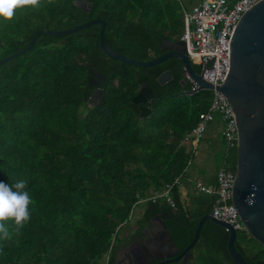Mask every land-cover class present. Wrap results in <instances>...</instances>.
<instances>
[{
    "label": "trees",
    "instance_id": "obj_1",
    "mask_svg": "<svg viewBox=\"0 0 264 264\" xmlns=\"http://www.w3.org/2000/svg\"><path fill=\"white\" fill-rule=\"evenodd\" d=\"M88 1L89 11L74 0H40L15 7L11 19L0 16V57L25 46L39 29H64L93 17L105 20L111 48L140 60L160 55L162 40L177 39L184 29L178 0ZM99 27L40 34L28 50L0 64V181L25 180L32 201L19 234L12 231L14 221L6 222L10 238L0 239V264H111L119 229L141 199L145 220L165 213L183 249L216 200L198 192L186 204L174 182L194 153L182 137L208 109L211 91L191 92L178 57L149 66L110 57ZM191 65L200 71L198 62ZM166 69L172 79L159 83ZM95 70L106 75L99 85L103 97L88 105ZM143 83L154 97L151 111L139 117L132 97ZM225 146L220 166L234 171L236 145ZM167 183L174 206L164 197L149 198ZM224 234L205 219L190 264H234ZM235 245L248 264H264V245L245 230L237 231Z\"/></svg>",
    "mask_w": 264,
    "mask_h": 264
},
{
    "label": "water",
    "instance_id": "obj_2",
    "mask_svg": "<svg viewBox=\"0 0 264 264\" xmlns=\"http://www.w3.org/2000/svg\"><path fill=\"white\" fill-rule=\"evenodd\" d=\"M75 5L89 11L91 2L88 0H74ZM99 23V41L104 52L112 58L139 66H149L159 63L168 57H178L182 61L183 72H187L199 85V89H211L212 83L206 81L196 72L186 53L182 39L165 38L161 42L162 53L152 59L140 60L115 51L105 40V20L93 17L75 26L64 29H39L22 48L0 57V64L18 56L28 50L40 34L64 36L85 26ZM228 72L222 82L216 86L225 97L229 110L234 118L236 132V165L235 177L231 183V201L238 211L246 233L264 245V0H258L243 12L231 35L230 53L228 58ZM106 75L95 70L93 84L88 105L99 104L103 97L100 85ZM172 79L170 69L162 71L157 76L159 83ZM185 83V78L183 82ZM154 92L148 83L140 85L132 101L138 105L139 117L151 111V100ZM165 213H157L153 218L159 219L163 232L169 234L162 218ZM211 219L225 229L227 238L226 252L231 256L234 264H248L240 251L236 249L237 231L228 222L213 216L210 211L200 217L195 227L192 239L176 257L159 256L155 264L182 258L185 261L191 256L190 249L199 238L205 219ZM175 245L174 241H171ZM178 248L176 249V253ZM172 253H168L170 255Z\"/></svg>",
    "mask_w": 264,
    "mask_h": 264
},
{
    "label": "built area",
    "instance_id": "obj_3",
    "mask_svg": "<svg viewBox=\"0 0 264 264\" xmlns=\"http://www.w3.org/2000/svg\"><path fill=\"white\" fill-rule=\"evenodd\" d=\"M258 0H199L184 11V30L180 39L184 41L186 53L190 60L199 63L198 72L208 82L212 83L210 104L206 111L199 113L197 123L182 137V141L191 143L193 150L199 145L207 128V123L214 114L222 121L221 134L228 146L236 144L234 118L229 110L225 97L216 88L228 72L230 40L235 25L244 11ZM184 76L191 82V92L199 89L198 83L187 73ZM189 161L188 164H190ZM216 185L209 186L196 182L199 191L214 193L216 200L210 213L222 219L236 230H244L238 211L231 201V183L235 171L220 166L217 168ZM180 177L174 182L179 183ZM170 183L165 184L161 191H155L149 198L155 200L164 197L171 206L174 202L169 195ZM142 200V199H141Z\"/></svg>",
    "mask_w": 264,
    "mask_h": 264
},
{
    "label": "flooded vegetation",
    "instance_id": "obj_4",
    "mask_svg": "<svg viewBox=\"0 0 264 264\" xmlns=\"http://www.w3.org/2000/svg\"><path fill=\"white\" fill-rule=\"evenodd\" d=\"M154 216L155 214L145 220L143 214L134 223L129 220L125 222L123 229L117 235L113 247L114 259L111 264H155L159 261V256H163V259L174 258L184 249H181L175 241L165 219H163L164 217L162 220L169 234L163 232L161 222L159 219L153 218ZM171 241H174L175 245H172ZM177 248L178 252L176 253ZM190 252L191 256L185 261L179 258L160 264H190L195 255L193 247ZM168 253L172 254L167 255ZM228 256L230 255L228 254ZM259 264H263V262L260 261Z\"/></svg>",
    "mask_w": 264,
    "mask_h": 264
},
{
    "label": "crops",
    "instance_id": "obj_5",
    "mask_svg": "<svg viewBox=\"0 0 264 264\" xmlns=\"http://www.w3.org/2000/svg\"><path fill=\"white\" fill-rule=\"evenodd\" d=\"M183 1L184 0H178L184 21V11L189 10L191 6L199 0H187L188 2H190V6L188 8L184 5L185 3ZM177 39H180V37ZM221 129L222 121L219 115L214 114L213 118L207 123V132L205 133V135H203L199 145L194 150L191 163L187 166L183 175L180 177L179 194L181 200L186 204L193 203L195 195H197L198 192H202L196 188V182L199 181L209 186L216 185L215 173L217 168H219L221 165V159L224 154L223 150L226 147L225 141L221 134ZM137 203H142V207L135 214H133L132 210L129 218V221L131 223H134L137 218H140L141 215L144 214L145 202L140 200ZM124 225L125 222L119 229L120 231L121 229H123ZM108 255L109 253H107L105 256L106 261L108 259Z\"/></svg>",
    "mask_w": 264,
    "mask_h": 264
},
{
    "label": "clouds",
    "instance_id": "obj_6",
    "mask_svg": "<svg viewBox=\"0 0 264 264\" xmlns=\"http://www.w3.org/2000/svg\"><path fill=\"white\" fill-rule=\"evenodd\" d=\"M39 3L40 0H0V16L11 19L15 7L38 6ZM26 188L25 180L13 183L0 181V239L10 238L7 221H14L16 227L12 231L19 234L24 223L30 219L28 206L32 201Z\"/></svg>",
    "mask_w": 264,
    "mask_h": 264
},
{
    "label": "rangeland",
    "instance_id": "obj_7",
    "mask_svg": "<svg viewBox=\"0 0 264 264\" xmlns=\"http://www.w3.org/2000/svg\"><path fill=\"white\" fill-rule=\"evenodd\" d=\"M185 4V6L188 8L190 5V2H188L187 0H184L183 1ZM207 132V128H206V131H205V133ZM205 133H204V135H205ZM142 207V203H137L136 205H135V207L133 208V214H135L136 212H138L139 210H140V208Z\"/></svg>",
    "mask_w": 264,
    "mask_h": 264
}]
</instances>
